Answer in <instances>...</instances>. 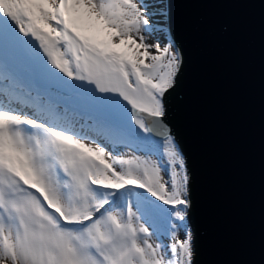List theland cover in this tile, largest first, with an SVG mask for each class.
I'll list each match as a JSON object with an SVG mask.
<instances>
[{
	"label": "snow or ice",
	"instance_id": "obj_1",
	"mask_svg": "<svg viewBox=\"0 0 264 264\" xmlns=\"http://www.w3.org/2000/svg\"><path fill=\"white\" fill-rule=\"evenodd\" d=\"M169 8L0 0V264H194Z\"/></svg>",
	"mask_w": 264,
	"mask_h": 264
},
{
	"label": "water",
	"instance_id": "obj_2",
	"mask_svg": "<svg viewBox=\"0 0 264 264\" xmlns=\"http://www.w3.org/2000/svg\"><path fill=\"white\" fill-rule=\"evenodd\" d=\"M183 64L166 116L190 175L194 264H264V0H166Z\"/></svg>",
	"mask_w": 264,
	"mask_h": 264
},
{
	"label": "bare ground",
	"instance_id": "obj_3",
	"mask_svg": "<svg viewBox=\"0 0 264 264\" xmlns=\"http://www.w3.org/2000/svg\"><path fill=\"white\" fill-rule=\"evenodd\" d=\"M167 1L165 0V3H166ZM165 24H166V27H167V21L165 22Z\"/></svg>",
	"mask_w": 264,
	"mask_h": 264
},
{
	"label": "rangeland",
	"instance_id": "obj_4",
	"mask_svg": "<svg viewBox=\"0 0 264 264\" xmlns=\"http://www.w3.org/2000/svg\"><path fill=\"white\" fill-rule=\"evenodd\" d=\"M189 227V226H188Z\"/></svg>",
	"mask_w": 264,
	"mask_h": 264
}]
</instances>
